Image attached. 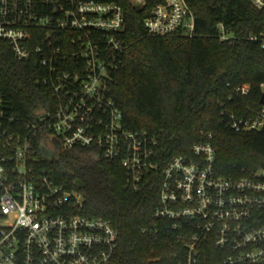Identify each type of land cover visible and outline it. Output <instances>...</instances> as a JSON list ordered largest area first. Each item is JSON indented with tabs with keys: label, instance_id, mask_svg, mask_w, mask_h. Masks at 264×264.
Wrapping results in <instances>:
<instances>
[{
	"label": "built area",
	"instance_id": "built-area-1",
	"mask_svg": "<svg viewBox=\"0 0 264 264\" xmlns=\"http://www.w3.org/2000/svg\"><path fill=\"white\" fill-rule=\"evenodd\" d=\"M250 1L264 9V0ZM130 2L147 7L148 33L195 35L187 0ZM125 22L124 8L111 1L0 0V39L19 60L36 58L48 70L43 83L55 105L40 116L49 115L44 123L27 122L22 132L0 90V264L112 263L118 228L86 214L81 192L57 184L38 157L97 146L106 159L121 162L134 186L158 171L156 140L145 130L128 129L109 93L124 51ZM219 24L221 40L231 39ZM251 39L264 49V33ZM235 91L247 100L228 112L232 128L264 131V81L258 99L251 97L250 84ZM216 156L209 141L195 143L191 156H174L163 169L155 215L192 227L187 259L180 264H199L209 245L220 250L224 264H264V169L242 177L218 175Z\"/></svg>",
	"mask_w": 264,
	"mask_h": 264
},
{
	"label": "trees",
	"instance_id": "trees-1",
	"mask_svg": "<svg viewBox=\"0 0 264 264\" xmlns=\"http://www.w3.org/2000/svg\"><path fill=\"white\" fill-rule=\"evenodd\" d=\"M96 1L120 3L125 10L124 51L109 93L125 126L156 140L159 169L134 186L121 162L106 159L97 146L39 155V166L65 189L81 192L86 214L118 228L110 264L184 263L192 227L155 215L163 169L174 156H191L193 145L206 141L216 149L218 175L242 177L264 169V131L237 132L227 115L247 100L236 93L238 85L250 84L251 97L260 96L264 49L251 36L264 33V9L250 0H187L196 17L195 35L156 36L144 26L147 7L130 0ZM219 23L231 39L221 40ZM47 71L36 58L19 60L0 39V90L16 130L23 132L27 122L52 112L54 98L43 83ZM204 253L208 257L199 264H224L217 247L209 245Z\"/></svg>",
	"mask_w": 264,
	"mask_h": 264
},
{
	"label": "water",
	"instance_id": "water-1",
	"mask_svg": "<svg viewBox=\"0 0 264 264\" xmlns=\"http://www.w3.org/2000/svg\"><path fill=\"white\" fill-rule=\"evenodd\" d=\"M261 101L264 102V95L262 96L261 98ZM48 114H46L43 118H38V120L41 122V123H44V121L48 118Z\"/></svg>",
	"mask_w": 264,
	"mask_h": 264
}]
</instances>
